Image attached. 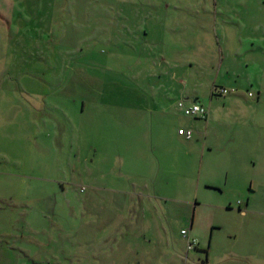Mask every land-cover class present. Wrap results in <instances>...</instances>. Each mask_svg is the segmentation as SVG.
Returning a JSON list of instances; mask_svg holds the SVG:
<instances>
[{"label":"rangeland","instance_id":"374dc122","mask_svg":"<svg viewBox=\"0 0 264 264\" xmlns=\"http://www.w3.org/2000/svg\"><path fill=\"white\" fill-rule=\"evenodd\" d=\"M162 56L228 150L179 137V109L142 114ZM229 77L255 97L211 101ZM262 132L264 0H0V264H264Z\"/></svg>","mask_w":264,"mask_h":264},{"label":"crops","instance_id":"0c3cea01","mask_svg":"<svg viewBox=\"0 0 264 264\" xmlns=\"http://www.w3.org/2000/svg\"><path fill=\"white\" fill-rule=\"evenodd\" d=\"M220 49H222V47H220ZM253 50H254L253 48H248L247 51H253ZM221 56H223V55L221 54ZM158 60H159V62H158ZM166 61H167V59L164 56L157 59L155 62L158 64H155V66L160 65V63H161V64H163L162 67H164V69H162L161 71L159 70L160 73L154 72L153 74H149V77H151V80L154 79L155 83H157L158 86L154 87L155 90L153 89V91L150 94L152 97V104L150 106L148 103L149 102L148 98H146L145 95H143V97H144V99H143L141 94H140V98H141L140 106L142 107V111H143L142 114H144V113L150 114V115L153 114V116H156L160 119H162V118L164 119L165 117H173L172 115L174 113H176L178 111V109L180 112H182L184 114L183 110L178 105L179 101L183 100L186 104L199 102L208 108V110H209L208 116L206 118H198V117L187 116L184 114L185 117H189L190 120H185L186 125H184V126L180 125V127L178 129L179 137L183 138V140L188 142L189 144H191V146H193V145L196 146L200 140H203L202 144H203V148H204V153L209 152L210 154H212L214 150H219V151L228 150V147L231 144L230 142H228L229 141L228 134L225 131H223L222 134H220L218 131L212 133L211 129H209L210 126L212 125V121L214 120V113H213L214 109L212 108V105H210V106L207 105L203 101L202 97L199 95V89L198 88L200 85H202L201 84L202 82L193 83V87H192L191 80H187L184 78H182V79L176 78L173 71H169V70L165 69V67H169V66H167ZM222 63L223 62H221L220 67L223 65ZM189 64L191 66H193L194 63L190 61ZM181 67H183V66H181ZM160 68H161V66H160ZM226 73L229 74L230 73L229 70H227ZM218 78H219V76H218ZM230 80L231 79L229 77L228 78V84L227 83H218L217 80L210 83L211 85H209L210 86L209 87V98L211 101H213L212 99L214 97H218V96L219 97H226L229 95H231V96L237 95L239 93H241L245 97L246 96L247 97H255V93H253L249 89H247L245 91V89L242 88L243 83L238 82V80H236V79H234V81H230ZM216 87L217 88L223 87V88H227V89H232L234 91L231 92L230 94H227V95H221L217 91L214 90ZM246 92H248V93H246ZM260 94H261V92L259 93L258 98H260ZM112 101H113L112 104H114L115 106H118L121 111L129 110L127 107L132 109L131 107L133 106V104L130 102L129 106L124 107V104L121 102V99H119L118 94H114ZM211 104H212V102H211ZM82 109L83 110L85 109V104H83ZM126 115H128V114H126ZM122 123H123V127L124 128L128 127V129H134L135 125H136L133 122L129 123L128 119H127V122H126V120H123ZM204 123H205L206 127L208 125V129L206 131L202 129V125H204ZM259 125L261 126V124H259ZM260 126H259V128H260ZM261 128H262V126H261ZM181 129L185 130V131H191L192 132L191 138H187L185 134H180L179 130H181ZM259 138L260 139L258 140V145H256V148H254L255 149V151H254L255 157L258 155H261V153L264 151L263 150L264 149V133L263 132L259 135ZM157 149H159V146L157 147ZM236 152H238V151H236ZM228 154L235 156L230 150H229ZM239 155H240V153H236V157ZM263 156H264V154H263ZM229 172L231 173V171L228 170L227 173L229 174ZM231 176L233 177V179L234 178L239 179V177H240L239 172L237 170ZM151 178H156V176L154 175ZM144 179H146L144 181V182H146V181H149L150 178L148 179V175H145ZM215 179H217V178L214 175L210 176L209 181H207V183H206V187L207 188H214V189L221 188L218 183L211 181V180H215ZM145 184H147V183H145ZM133 187L134 188L132 189V193L134 195L140 196V195H143L142 192H144L143 190H145L146 185H144V183H143V185L140 187H139V185H136ZM140 189H142V190H140ZM159 191H158V193H156L157 195H156L155 200H156V202L161 200L160 202L163 203L164 202L163 199L165 198L161 193L163 191V188L162 189L160 188ZM153 202L154 201H151L152 206H153ZM142 203H145V201L143 200ZM121 204L123 205V207H125V206L128 207L127 203H124V201H122ZM159 209L162 211V209L159 206H153V210L159 212L160 211ZM243 214H245V210L243 211ZM191 227H192V223L190 225V228ZM182 230H185V229H182ZM182 230H181V235H182ZM188 232L190 235L189 229H188ZM182 237L185 240L186 249L189 250L187 239L184 238L183 235H182ZM191 237H193V236H191ZM194 238H196V237H194ZM197 248H199V241H198ZM206 252H207V257H208V255H210V254L208 253V251H206ZM139 263L140 262H138L137 264H139Z\"/></svg>","mask_w":264,"mask_h":264},{"label":"built area","instance_id":"2783aa9c","mask_svg":"<svg viewBox=\"0 0 264 264\" xmlns=\"http://www.w3.org/2000/svg\"><path fill=\"white\" fill-rule=\"evenodd\" d=\"M216 90L221 95H227L233 92L232 89L227 88H216ZM251 95V94H250ZM179 107L183 110L184 114L191 117H198V118H205L208 114V108L201 104V103H191L186 104L183 100L179 102ZM180 134H185L187 138H191L192 132L191 131H185V130H179ZM182 235L184 238L187 239L188 242V249L193 250L198 245V240L194 237H191L189 235V232L187 229L182 230Z\"/></svg>","mask_w":264,"mask_h":264},{"label":"trees","instance_id":"16d2710c","mask_svg":"<svg viewBox=\"0 0 264 264\" xmlns=\"http://www.w3.org/2000/svg\"><path fill=\"white\" fill-rule=\"evenodd\" d=\"M216 88H217V87H216ZM216 88H215V89H216ZM215 91H216V90H215ZM179 102H180V101H179ZM194 103H195V102H194ZM197 103H199V102H197ZM178 105H179V103H178ZM208 111H209V110H208ZM208 113H209V112H208ZM207 116H208V114H207ZM207 116H206V117H207ZM206 117H205V118H206ZM197 246H198V245H197ZM197 246H196L194 249H196Z\"/></svg>","mask_w":264,"mask_h":264}]
</instances>
